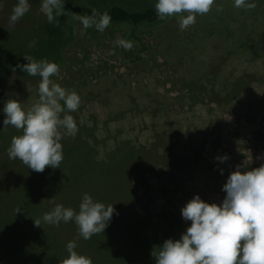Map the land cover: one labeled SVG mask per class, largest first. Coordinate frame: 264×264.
Listing matches in <instances>:
<instances>
[{
	"label": "rangeland",
	"instance_id": "rangeland-1",
	"mask_svg": "<svg viewBox=\"0 0 264 264\" xmlns=\"http://www.w3.org/2000/svg\"><path fill=\"white\" fill-rule=\"evenodd\" d=\"M107 1L132 4L131 0ZM41 2L29 0L27 13L34 10L31 17L45 18L39 25L54 38L57 35L55 22L47 21ZM150 2L156 3V0H135L133 4L141 6ZM16 3L17 0H0V35L9 31L21 39L24 31L27 39L23 41L32 43V29L38 24L31 21L30 15L23 16L14 25L9 23ZM255 4V8L245 10L235 8L233 0H215L211 10L198 15L196 22L187 29L180 30L177 21L150 30L141 34L130 50L117 46L116 41L121 39L119 32L108 29L99 32L94 27L84 29L81 26L67 54L65 67L50 78L69 92H76L81 101L77 111L68 113L73 116L78 131L74 136L63 137L62 149L79 146L88 137V145L97 152V159L119 148L118 155L108 159L110 164L122 160L125 150L153 142L156 134L170 141L173 157L187 150L191 153L194 148L200 149L198 154L191 155L189 170L175 175V183L164 173L162 163L145 174L143 187L150 198L147 208L140 210L141 214L164 224L169 218L173 219L179 238L191 223L184 221L181 215L187 201L199 194L206 202L219 204L226 195L223 185L237 166L251 170L264 163V159L258 158L264 157V0H255ZM217 7L222 11L217 12ZM40 80L12 82L0 106V126L5 119L4 105L9 99L19 100L25 110L39 100ZM226 82L235 84L236 93L222 88L226 92L215 96L219 87L214 88V85ZM225 94H230L228 102ZM210 97L218 99L222 105L219 107L214 102L209 105ZM130 99L137 102L134 108L127 104ZM150 101L156 107L154 114L146 107ZM4 129L17 130L10 125H4ZM0 146V173L11 172L8 181L11 177L14 180L26 165L19 159H9L4 144ZM223 156L227 159L221 162L218 158ZM124 164L112 167L106 181L96 180L90 187L95 194L93 199L106 206L113 204L114 213L119 210L114 200L127 195L126 185L121 182L131 170L125 168L122 174ZM45 169V187L33 190L30 196L16 187L17 196L6 199L7 204L3 198L0 200V211L4 215L0 217V239L6 245L0 264H60L63 259L58 260L59 257L67 256L63 251H49L50 243L41 240L42 231L25 238V231L22 233L14 224V218L8 216L20 214L19 220L26 227H33L34 220L41 219L55 204L64 203L62 196L65 188H69L67 181L57 175L51 179L48 175L51 170ZM36 177L38 175H32V179ZM143 190L140 187V195ZM73 209L76 210L75 201ZM8 218L12 219L11 227L6 223ZM51 226L41 221V226L30 230H51ZM63 227L54 229L62 230L66 237L76 235L71 226ZM117 232L109 234L118 241ZM132 232H128L129 235H133ZM167 233H159L156 228L144 229L141 235L147 236L149 241L138 242L140 255L132 252L130 261L125 262L138 263L142 259L146 264H156L151 252L172 238ZM129 248L134 251L132 246ZM123 261V257L116 256L100 264H121Z\"/></svg>",
	"mask_w": 264,
	"mask_h": 264
},
{
	"label": "clouds",
	"instance_id": "clouds-1",
	"mask_svg": "<svg viewBox=\"0 0 264 264\" xmlns=\"http://www.w3.org/2000/svg\"><path fill=\"white\" fill-rule=\"evenodd\" d=\"M215 0H156L155 14L160 20L178 17L180 30L196 22L198 15L207 14ZM237 9L251 10L255 0H233ZM41 10L49 23L64 14L61 0H42ZM29 11V0H17L9 17L14 25ZM217 12L222 8L217 7ZM84 29L95 27L103 32L111 23V16L92 10L90 16H76ZM117 46L130 50L131 41L118 39ZM27 63L17 67L30 76L41 78L38 85L39 100L25 110L20 101L9 99L3 108L5 127L22 130L13 136L8 148L9 159H19L36 172L46 166L58 168L63 160L61 140L74 136L77 124L70 112L78 110L80 97L55 83L50 77L56 75L59 66L46 58L35 60L24 56ZM63 102V103H61ZM63 113V116L61 115ZM264 159V157H258ZM221 162L227 156L218 158ZM247 164V161H245ZM223 170L221 169V173ZM222 190L226 193L221 203H209L195 194L181 209L184 221H191L179 239H166L154 248L151 255L156 264H264V163L259 167L242 170L237 166L227 177ZM115 209L112 205L96 201L85 193L78 211L55 204L41 219L49 225L74 222L79 235L88 240L103 233ZM74 241L66 244L68 255L60 264H92L90 257L79 253Z\"/></svg>",
	"mask_w": 264,
	"mask_h": 264
},
{
	"label": "trees",
	"instance_id": "trees-1",
	"mask_svg": "<svg viewBox=\"0 0 264 264\" xmlns=\"http://www.w3.org/2000/svg\"><path fill=\"white\" fill-rule=\"evenodd\" d=\"M131 1V5H124L122 3H111L107 0H63L62 3L64 4L65 13L57 16L54 20V30L57 32V35L54 38H51V36L44 31L43 25H39V22L45 18L43 19V17H41L39 19H34L31 17V14H33L32 11L34 10H30L29 13H26L24 17L30 15L29 17L31 21L34 22V24H38V27H34L32 29L33 34H31V38H34L32 43L29 41V44H26V42L23 41L27 39V32L24 31L22 32L21 39H17L16 36L9 31L3 32L0 35V106L3 101H5L12 82L21 83L33 78L41 79L38 75L30 76L25 71H22L17 67L18 64L22 65L27 63L24 56L32 57L35 60L46 58L49 61L56 62L59 69L65 67L67 54L78 38V32L82 26V24L74 18L76 16H90L92 10H95L98 14L107 12L111 16V23L106 29L109 31L119 32L121 34V39L131 41L132 43L143 33L179 21L178 17H168L164 20L158 19L155 14L154 2H150L149 5L138 6L136 4L134 6L133 3L135 0ZM40 24H42V22ZM11 74L15 75L12 77ZM215 87H219L215 96L221 95V91H224L223 89H232V94L236 93L235 84L233 83L226 82V84L222 83L214 85V88ZM196 94L200 93L197 92ZM229 95L230 94H225V99L227 100H225L226 102L230 100L228 98ZM210 99L209 105H211L212 102L219 107L222 105L218 99L215 98L212 100L211 97ZM127 104L134 108L137 105V102L130 99ZM146 107L149 108L151 114H154L153 112H155L156 107L151 103V101ZM21 132L22 130L18 129L9 132L4 129V124H2L0 126V145L4 144L8 150L12 137L20 135ZM154 137L155 139L153 142L137 148L133 146L128 150H125L124 158L117 161L115 164H110L111 161H108V159L116 157L118 155L117 151H119V148L114 149V151L110 154L104 153L101 159H97V152L94 151L93 148L89 147V138L87 137L85 142L83 144L81 143L79 146L77 144L76 146H67L62 149L63 160L60 167H48L45 169L47 172L51 170L48 173L49 177L57 175L58 178H62L67 181L66 185H69L68 187L70 189L65 188L62 196L65 201L62 205L67 207L70 203H72L70 202L72 200L73 203L68 207L73 209L75 201V208L76 211H78L79 204L85 193L94 198L95 194L90 190V187L94 186L92 183L95 184L96 180L101 182L104 180L106 181L109 178L107 173L112 167H118L125 163L121 167V173L124 174L125 168L131 170V172L126 173L124 180L121 182H124L126 185L127 195L124 198L117 197V199L114 200L116 203L115 207H119V210L113 214L103 233L93 235L90 239L84 240L79 235L76 224L71 221L68 223L61 222L58 226L52 225L50 227L51 230H30V228H36V226L26 227L25 224L20 221L22 218L20 214L17 216L14 214L7 215L14 218V224L18 228H21L20 231H22V233L25 231V238L36 234L38 231H42L44 234L41 233L43 237H41V240L45 243H50L49 251L52 253L56 251H63L65 255H68L66 244L70 241H74L77 245L76 250L79 253L90 257L92 264H100L102 261L110 262V260L116 256L124 258V261L121 264H127L125 261H130L129 258L132 255V252L140 255V252L137 251L139 249L138 242L141 243V241L143 242L144 240L149 241L147 236L141 235L142 231L146 228H156L159 233H167L168 231L172 238L179 239V237L175 234L173 219L169 218V222L164 224L158 222L157 220L149 219L145 214H141L140 210L142 208H147V201L150 198L146 194L145 187H143L145 183V174L148 170H153L155 167L159 166V163H162L165 169L164 173L170 178L171 182L175 183V175L177 173H186L189 170V166L192 161L191 155L198 154L200 149L194 148L191 153L187 150L179 154L178 157H173L171 156L172 147L170 145V141L163 137L162 134H156ZM22 167L24 169L19 170V176L14 178V180H12L11 177V181H8L9 177H7L10 176L11 172L10 174L0 173V200L3 198L6 202L5 204H7L6 199H11V197L15 194L16 196L18 195L16 187L18 190L23 189L26 195L29 196L30 194H33V190L38 191L43 185V187H45L47 177L44 181V175L46 172L33 171L30 173L29 171H31V169H28L27 166ZM33 174L38 175L36 179H39H32ZM107 176L108 178H106ZM33 180H36L35 183H33ZM111 180L114 182L113 179ZM56 182L59 183V181ZM140 187L144 189L142 195L139 193ZM79 190L81 192H79ZM64 193H66L65 197ZM2 216H4L3 212L0 211V217ZM6 223L9 227H11L12 219L8 218ZM19 223L21 225H19ZM59 226H64L63 228L71 226L75 230L76 235L74 237H66L62 230L54 229ZM121 227L132 228L133 232L129 230L125 231ZM116 230H118L117 234L119 235L118 241L114 240L110 235L115 234ZM128 232H132L133 235H129ZM105 234H107V236L103 237ZM139 237H141L140 240H138ZM129 246H132L134 251L130 249ZM126 247H128L127 250ZM5 251L6 245H4V240L0 239V261L3 259L2 257L4 256ZM60 258L64 259L65 257H59L58 260H60ZM131 264L146 263H144L141 259L138 263H134L132 261Z\"/></svg>",
	"mask_w": 264,
	"mask_h": 264
}]
</instances>
